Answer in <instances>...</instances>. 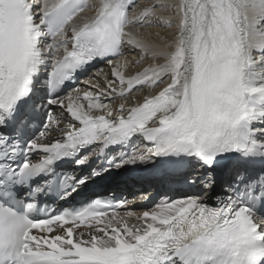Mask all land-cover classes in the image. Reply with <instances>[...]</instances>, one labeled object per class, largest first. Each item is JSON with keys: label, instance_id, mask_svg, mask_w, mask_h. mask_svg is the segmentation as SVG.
<instances>
[{"label": "snow or ice", "instance_id": "obj_1", "mask_svg": "<svg viewBox=\"0 0 264 264\" xmlns=\"http://www.w3.org/2000/svg\"><path fill=\"white\" fill-rule=\"evenodd\" d=\"M133 142L146 154H107ZM93 156L191 166L199 189L142 213L96 199L37 215L99 178ZM0 264H264V0H0Z\"/></svg>", "mask_w": 264, "mask_h": 264}, {"label": "bare ground", "instance_id": "obj_2", "mask_svg": "<svg viewBox=\"0 0 264 264\" xmlns=\"http://www.w3.org/2000/svg\"><path fill=\"white\" fill-rule=\"evenodd\" d=\"M148 2H149V0H140V3L141 4L148 3ZM89 14H91V13H89ZM168 14L169 13H167V12H163L162 13V15H164V16H167ZM151 31H153V32H160L161 35H169L170 34V30L169 31H166L163 28H155V29H152ZM124 58L128 59L129 61H131V60H136L139 57L138 56L130 55L129 53L126 52V55H125ZM158 62H162V61H158ZM149 63H152V61L146 59L142 64H140L138 66H132L131 64H129V67H128L127 71L125 72V75L127 76V75L134 74L135 72H137L139 70H142L144 67H147V65ZM108 71H109V69L106 70V71H104V72H108ZM146 91L147 90H144V91H134V93L131 96H129L128 100L125 101V106L126 107H131V106H134L136 103L143 102V98L145 96ZM156 91H159V89H157ZM119 103H121V101L119 99H116L113 103H110L109 104V107L114 109V113H113L114 115L116 114V110H118ZM57 111H55V114L57 113ZM56 135H59V133H57ZM228 173H229L228 171H226L224 173V176L223 177H224L225 180L228 179ZM135 212L136 213H142L141 211H135Z\"/></svg>", "mask_w": 264, "mask_h": 264}]
</instances>
